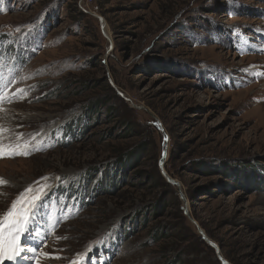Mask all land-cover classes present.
I'll return each instance as SVG.
<instances>
[{"label":"rangeland","instance_id":"obj_1","mask_svg":"<svg viewBox=\"0 0 264 264\" xmlns=\"http://www.w3.org/2000/svg\"><path fill=\"white\" fill-rule=\"evenodd\" d=\"M0 76L41 149L0 157V215L49 186L3 264H264V0H0Z\"/></svg>","mask_w":264,"mask_h":264},{"label":"snow or ice","instance_id":"obj_2","mask_svg":"<svg viewBox=\"0 0 264 264\" xmlns=\"http://www.w3.org/2000/svg\"><path fill=\"white\" fill-rule=\"evenodd\" d=\"M7 90V83H5L3 77L0 76V101L5 99L4 93ZM17 92L27 95L24 89H17ZM14 96L15 93L7 98L10 100L14 98ZM3 131L5 130L0 128V132ZM32 138L35 139L34 136ZM165 141H167V136H165ZM39 150L41 149L35 145H31L30 142H25L24 144L10 142L5 144L3 142V137H0V157L5 155H30L33 151ZM43 179L48 178L44 177ZM4 183H6V181L0 178V184ZM48 187L47 185H42L35 195H27L33 192L30 186L12 202L5 213L0 215V264H3L5 260L17 262L18 260L34 259V257L27 256L26 253L35 254L38 251V247H24L21 243V237L29 231L30 225L36 222V218L40 215L42 199L47 195L46 189ZM43 255L49 256L48 253H43ZM53 258L59 259L60 257ZM35 264H39V261H35ZM73 264H77V262L73 261Z\"/></svg>","mask_w":264,"mask_h":264},{"label":"trees","instance_id":"obj_3","mask_svg":"<svg viewBox=\"0 0 264 264\" xmlns=\"http://www.w3.org/2000/svg\"><path fill=\"white\" fill-rule=\"evenodd\" d=\"M78 12H79L80 15H83V14H84V12H82V11H80V10H78ZM109 112L114 113L115 111H114L113 108H111V110L109 109ZM147 146H148V145H147ZM147 146H146V147H147ZM136 158H137V157H136L135 155H129V156L127 157L128 160H125V161H124L123 158H122V156H120V157H119V160H118V162H117V165H116V167L113 168V170L111 171V174H109L110 171L107 172V178H106V179H108V180H107V181H104L105 178H103V179L99 182V186H100V188H101V189H104V190H106V191H112V190H114L115 188H117V186H118L119 183H120V184H123V183L125 182V180H126V177H125V171H126V169H127L129 166H131V165L129 164L131 161L136 162V160H137ZM130 160H131V161H130ZM121 171H122V172H121ZM121 173H122L123 176H120ZM88 182L90 183L91 180L88 179ZM162 203H163V202H162ZM158 210H159L158 207L153 208V209L151 210V212H152L151 215H152L153 217H155V215L157 214ZM145 217H146V215H144V220H145ZM160 236H161V235H160Z\"/></svg>","mask_w":264,"mask_h":264},{"label":"water","instance_id":"obj_4","mask_svg":"<svg viewBox=\"0 0 264 264\" xmlns=\"http://www.w3.org/2000/svg\"><path fill=\"white\" fill-rule=\"evenodd\" d=\"M100 20H101V18H99ZM162 161H161V167H162ZM167 179H168V181L171 183V184H174V185H177L178 187L180 186L179 185V182H177L176 180H174L173 178H171V177H167ZM183 197V196H182ZM199 232H202L201 230H199ZM208 241L210 242V243H212L213 245H214V243L211 241V240H209L208 239ZM215 246V245H214ZM221 258V260L225 263V264H229L225 259H223L222 257H220Z\"/></svg>","mask_w":264,"mask_h":264},{"label":"bare ground","instance_id":"obj_5","mask_svg":"<svg viewBox=\"0 0 264 264\" xmlns=\"http://www.w3.org/2000/svg\"><path fill=\"white\" fill-rule=\"evenodd\" d=\"M3 263H7V260L6 261H3ZM9 263H12L11 261Z\"/></svg>","mask_w":264,"mask_h":264}]
</instances>
